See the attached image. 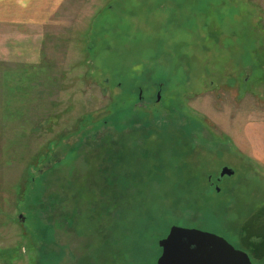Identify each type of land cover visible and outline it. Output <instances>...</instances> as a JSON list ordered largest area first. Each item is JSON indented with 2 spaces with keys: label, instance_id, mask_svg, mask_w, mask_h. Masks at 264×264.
I'll return each instance as SVG.
<instances>
[{
  "label": "rangeland",
  "instance_id": "rangeland-1",
  "mask_svg": "<svg viewBox=\"0 0 264 264\" xmlns=\"http://www.w3.org/2000/svg\"><path fill=\"white\" fill-rule=\"evenodd\" d=\"M18 2L0 264H155L171 226L264 264V0Z\"/></svg>",
  "mask_w": 264,
  "mask_h": 264
},
{
  "label": "water",
  "instance_id": "water-1",
  "mask_svg": "<svg viewBox=\"0 0 264 264\" xmlns=\"http://www.w3.org/2000/svg\"><path fill=\"white\" fill-rule=\"evenodd\" d=\"M233 172V168L223 166L218 179ZM159 246L162 253L155 264H252L245 251L236 249L224 237L196 228L171 226Z\"/></svg>",
  "mask_w": 264,
  "mask_h": 264
},
{
  "label": "crops",
  "instance_id": "crops-1",
  "mask_svg": "<svg viewBox=\"0 0 264 264\" xmlns=\"http://www.w3.org/2000/svg\"><path fill=\"white\" fill-rule=\"evenodd\" d=\"M9 3L14 4V5H18L19 2H18V0H0V24L7 25V26H4L3 28H1V30L3 32H5V34H7V35H10L11 33H13L10 31L9 26H10V24L16 23V21H14V18H16V15H17L16 12L13 14L12 11L7 10V8L2 9V6L6 7L7 4H9ZM19 9L22 10L24 8L19 5ZM24 11L26 12V9H24ZM12 21H14V22H12ZM10 79L11 78L8 77L9 83H10ZM0 83L3 84L4 88H6L7 82L4 81L3 78H2V80H0ZM4 84H6V85H4Z\"/></svg>",
  "mask_w": 264,
  "mask_h": 264
},
{
  "label": "trees",
  "instance_id": "trees-1",
  "mask_svg": "<svg viewBox=\"0 0 264 264\" xmlns=\"http://www.w3.org/2000/svg\"><path fill=\"white\" fill-rule=\"evenodd\" d=\"M259 244H260V245H262V246H264V242H263V241H262V242H260ZM251 251H252V250H251Z\"/></svg>",
  "mask_w": 264,
  "mask_h": 264
},
{
  "label": "flooded vegetation",
  "instance_id": "flooded-vegetation-1",
  "mask_svg": "<svg viewBox=\"0 0 264 264\" xmlns=\"http://www.w3.org/2000/svg\"><path fill=\"white\" fill-rule=\"evenodd\" d=\"M64 150V149H63ZM234 170V169H233ZM219 178V177H218ZM219 180V179H218ZM219 181H221V179L219 180Z\"/></svg>",
  "mask_w": 264,
  "mask_h": 264
}]
</instances>
